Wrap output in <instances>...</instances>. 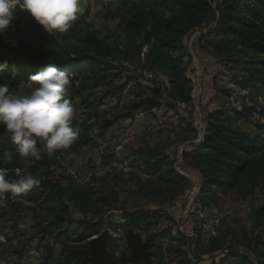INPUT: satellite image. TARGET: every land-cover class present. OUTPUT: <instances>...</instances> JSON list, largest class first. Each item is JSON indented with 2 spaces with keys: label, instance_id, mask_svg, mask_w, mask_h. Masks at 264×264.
<instances>
[{
  "label": "trees",
  "instance_id": "obj_1",
  "mask_svg": "<svg viewBox=\"0 0 264 264\" xmlns=\"http://www.w3.org/2000/svg\"><path fill=\"white\" fill-rule=\"evenodd\" d=\"M81 7L83 13L67 33L49 34L27 10L18 6L12 26L0 34V62H8L7 67L0 70V85L8 84L13 92L30 75L48 63H55L70 73V101L77 99L85 103L96 95L93 91L102 87L101 94L87 105V112H82L83 119L72 122L79 134L74 143L89 142L87 133H90L93 142L98 144L99 138L120 120L133 118L139 112L162 107L172 110L178 104L191 102L192 84L184 56L187 41L193 34V44L234 68L232 83L241 98L249 102L240 110L220 106L207 111L199 141L182 152V163L193 167L199 177L194 205L206 207L216 203L220 195L229 193L247 199L263 191L264 122L251 121V116L252 111L260 117L264 114L252 102L264 93V0H119L115 6H107L99 13L103 23H112L107 33L95 27L88 20L86 7ZM136 71L140 74H135ZM142 72L159 73L163 78L161 82L150 79L147 82L151 86L146 85L141 80ZM108 96L115 97L119 107L126 103L124 111L101 119L94 111L97 103ZM92 119L94 122H90ZM241 120L251 123L254 133L240 128L237 122ZM185 124L186 131L195 130L192 123ZM94 127L97 128L95 135L91 133ZM0 130L5 131L2 124ZM2 137L7 138H1L0 145L11 140L6 131ZM37 147L41 159L29 157L24 170L33 175L37 173L34 176L41 183L33 188L41 189L45 193L44 200L56 201L63 211L51 209L48 213L46 210L38 217V229L33 235L37 237V249L46 251L42 264H89L91 260V264H96L94 260L99 252L107 250L114 254L117 250L111 232L157 227L160 215L170 219L160 211L134 209L122 213L123 224L86 217L74 221L66 201L90 206L94 192L87 191L70 175L65 178L69 185L74 184L70 187L52 178L54 167H63L59 154L55 152L49 157L42 145L38 143ZM1 148L0 156L4 152ZM134 157L130 164L136 163L142 169L137 171L132 165L135 171L128 172L131 173L128 176L133 178L136 176L132 174L143 171L148 177L139 174L134 178L137 182L153 178L144 185L149 191L146 196L159 193L158 196L170 203L188 185L187 178L173 166L170 155L163 150L139 147ZM0 167L8 169L6 178H16L17 165L13 161L3 166L0 159ZM3 195L8 202L16 194ZM250 231L243 241L220 243L219 237H212L207 244L209 251H217L212 264H264V202L252 208ZM168 232L171 233L168 228L148 232L134 250L131 264L149 258L157 264L164 260L167 264H196L200 233L191 239L179 231L173 237ZM50 235L53 237L50 244H45L44 248L39 246V242ZM56 245L60 247L58 259L54 258Z\"/></svg>",
  "mask_w": 264,
  "mask_h": 264
},
{
  "label": "rangeland",
  "instance_id": "obj_2",
  "mask_svg": "<svg viewBox=\"0 0 264 264\" xmlns=\"http://www.w3.org/2000/svg\"><path fill=\"white\" fill-rule=\"evenodd\" d=\"M118 1L80 0V4L88 10V20L95 27L101 28L103 33H107L110 32L112 23H103L99 13L107 6H115ZM187 45L184 66L192 84V99L189 104H178L172 110L162 107L149 112H139L133 118L120 120L112 125L99 138L98 144L93 142L90 133H87L89 142L77 141L66 149L56 151L63 167H54L52 178L58 179L62 184L70 187L74 184L69 185L65 179L70 175L87 191L94 192L90 198L92 202L90 206L66 201L68 212L74 221L86 217L89 220L101 218L116 224H123L122 213L125 210L132 211L134 209L160 211L170 217V219H165L160 215L157 227L154 228L132 229L126 233L122 230L111 232L118 245L117 250L114 254L102 250L96 255L94 260L96 264H131L134 250L145 240L148 232H154L156 228H168L172 233L168 232L171 237L179 231L191 239L199 232L201 242L196 249L199 255L196 264H212L213 255L217 251H209L208 241L214 236L220 238V243L234 240L243 241V238L250 235L251 232L252 208L264 202L263 190L257 191L247 199H243L235 193H229L220 195L216 203L206 207L194 205L193 199L199 177L193 167L182 163V152L188 146L191 147V144L199 141L203 133V119L207 111L220 106L240 110L247 107L249 102L241 98L237 86L232 83V74L235 70L231 65H227L209 51L194 45L193 34L187 41ZM137 73L140 74L136 71L135 74ZM142 75V82L150 86L148 80L161 82L163 78L159 73L142 72ZM23 82L13 92L26 94L28 90L24 87ZM102 90V87H98L93 91L96 92V95L92 98L89 97L86 104L77 99L71 101L76 109V115L72 122L76 119H83L82 112H87V105L93 98L99 96ZM126 94L127 90L124 91V96ZM252 102L264 112V93L256 96ZM122 104L124 105L119 107L117 99L108 96L97 103L98 106L94 113L101 119L112 118L124 111L122 108L126 103ZM89 106L91 108V105ZM180 117L183 119L181 120ZM187 121L193 124L195 129L193 132L186 131L185 123ZM251 121L264 122V114L260 117L252 111ZM90 122H94V119ZM237 125L251 134L254 133L253 126L247 121H238ZM91 133L97 134V128L94 127ZM4 134L5 131L0 130V139L7 138L2 137ZM106 135L107 138H105ZM5 141L1 143L0 147H3L1 149L12 151V161L17 165V168L22 170L27 168L29 157H21L16 152L12 141ZM147 146L157 147L168 153L173 166H176L178 171L189 181L181 194L170 203L161 198V195L158 196L159 193L157 196L155 194L146 196L149 191L144 185L150 182L152 177L146 182H137L134 178L139 177V172L132 174L136 177L128 176L131 173L126 171L125 166L134 165L137 171L141 168L136 163L130 164V161L135 158L134 151L139 147ZM7 164L8 162L3 161V166ZM36 174L35 172L34 175ZM40 190L33 188L26 194L14 195L8 202L4 199L3 193H0V257L5 260V264H42L44 262L46 253L44 245L50 244L53 237L50 235L47 239L39 242V246H43L44 249L37 250L38 241L33 234L38 229V217L46 210L48 213L51 212V209L53 212L63 211L56 201L44 200L45 193ZM162 243L166 244V241L163 240ZM28 244L35 248L31 257L26 254L31 248ZM59 248V245L54 247V258L58 259ZM192 258L195 260L193 256ZM91 263L93 260L89 262V264ZM138 264H157V261L151 258L142 259L138 261ZM162 264H167V260H164Z\"/></svg>",
  "mask_w": 264,
  "mask_h": 264
},
{
  "label": "clouds",
  "instance_id": "obj_3",
  "mask_svg": "<svg viewBox=\"0 0 264 264\" xmlns=\"http://www.w3.org/2000/svg\"><path fill=\"white\" fill-rule=\"evenodd\" d=\"M18 6L27 10L49 34L67 33L83 13L80 0H0V34L12 26ZM12 45L15 46L14 41ZM7 63V60L0 62V70ZM23 84L28 90L26 94L10 91L8 84L0 85V124L10 134L16 152L21 157L39 160L38 143L49 157L57 150L70 147L79 135L72 127L76 109L68 98L70 73L55 63H48ZM0 159L11 163L12 151L5 150ZM7 172L8 169L0 167V193L19 196L41 183L20 168L15 169V179L6 178Z\"/></svg>",
  "mask_w": 264,
  "mask_h": 264
},
{
  "label": "bare ground",
  "instance_id": "obj_4",
  "mask_svg": "<svg viewBox=\"0 0 264 264\" xmlns=\"http://www.w3.org/2000/svg\"><path fill=\"white\" fill-rule=\"evenodd\" d=\"M226 106V105H225ZM131 125V124H130ZM133 125V124H132ZM140 126V125H139ZM155 127V126H154ZM149 130V129H148ZM96 131V130H95ZM111 131V130H110ZM133 134H134V132H132ZM139 133V132H138ZM108 134V133H107ZM135 134H137V133H135ZM108 136L106 135L105 136V138H107ZM130 168H126V171L127 172H134L135 170H133L134 168H132L131 166H129ZM140 169H142V167L140 168ZM139 174L140 175H142L143 177H145V178H147L148 177V175L146 174V173H144L143 171H140L139 172ZM5 241V240H4ZM34 246V245H33ZM38 250V249H37ZM34 252H35V248L34 247H32L31 246V248L29 249V251L26 253L28 256H30V255H32V253L34 254ZM27 256V257H28ZM0 264H5V260L2 258V257H0Z\"/></svg>",
  "mask_w": 264,
  "mask_h": 264
},
{
  "label": "crops",
  "instance_id": "obj_5",
  "mask_svg": "<svg viewBox=\"0 0 264 264\" xmlns=\"http://www.w3.org/2000/svg\"><path fill=\"white\" fill-rule=\"evenodd\" d=\"M194 45H196V44H194ZM197 46V45H196ZM199 48V47H198ZM37 256H39V255H37ZM37 256H35V257H37ZM33 259H37V258H33ZM39 259V258H38ZM37 262V261H36Z\"/></svg>",
  "mask_w": 264,
  "mask_h": 264
},
{
  "label": "built area",
  "instance_id": "obj_6",
  "mask_svg": "<svg viewBox=\"0 0 264 264\" xmlns=\"http://www.w3.org/2000/svg\"><path fill=\"white\" fill-rule=\"evenodd\" d=\"M109 132V131H108ZM126 168H130L129 166H125ZM31 257V256H30ZM33 257V256H32Z\"/></svg>",
  "mask_w": 264,
  "mask_h": 264
}]
</instances>
